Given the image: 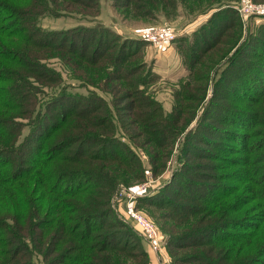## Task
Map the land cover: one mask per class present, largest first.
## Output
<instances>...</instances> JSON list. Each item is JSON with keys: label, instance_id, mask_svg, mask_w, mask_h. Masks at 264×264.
<instances>
[{"label": "trees", "instance_id": "1", "mask_svg": "<svg viewBox=\"0 0 264 264\" xmlns=\"http://www.w3.org/2000/svg\"><path fill=\"white\" fill-rule=\"evenodd\" d=\"M164 1L167 5L175 2ZM230 1L217 0L211 5L208 19L187 37L185 45L181 43L186 46L185 58L191 76L200 64V68L208 71L207 77L210 74L215 77L208 108L196 127L187 131L195 114L185 120L192 113L184 111L182 102L188 97L183 92L176 94L177 103L165 115L158 102L147 98L137 87L140 81L126 80L136 69L125 71L123 66L129 54L137 51L140 41L124 40L125 45L120 46L118 53L111 54V46L100 52L107 42L99 39L91 52L92 43L81 35L86 36L94 29H53L41 24L47 17L74 13L87 16L98 10L99 0H0V264H35L36 255L46 261L63 250L67 252L63 264H97L98 260L119 254L133 258L132 250L139 247L137 241L134 245L117 242L121 236L134 241L140 236L117 215L112 198L120 182L146 177L141 154L116 135L114 114L107 111L100 96L81 95L64 87L63 75L51 66V60L55 59L68 66L70 79L81 78L82 70L88 74L100 65L102 58L107 60L105 64L111 73L103 77L104 86L114 94L119 124L131 131L133 138L143 137L136 146L149 155L154 175L164 172L176 139L187 131L177 153L181 166L172 182L156 194L140 196L137 200L138 206L143 203L169 206L160 218L170 225L166 231L170 246L206 247L210 244L206 241L209 237L220 238L237 228L245 229L248 241L251 236L257 238V243L261 241L258 239L264 226V175L252 177L245 169L251 164L250 154L257 150L244 148L246 156L240 157L237 154L242 147H229L228 151L235 157L226 162V167L236 169L230 174L232 180H238L235 185L224 183L225 177L212 181L213 175L198 171L197 165L185 164L191 158L193 161L206 158L202 155L205 151L202 144L210 143L205 136L231 142H237L241 136L248 144L251 137L240 130L248 122L264 124L261 110L244 119L236 117L237 108L235 111L222 105L215 106L221 111L211 110L215 102L243 101L244 97L235 96L231 89L244 95L246 90L255 92L258 102L264 99V89L259 92L250 77L254 73L260 81L262 75L264 86V23L255 27V31H243L241 36L244 23ZM153 2L160 3L114 0L116 6L132 4L139 11L142 9L141 16L152 15ZM231 26L239 27L238 32L231 41L223 39ZM93 28L110 33L107 27ZM96 34L92 35L93 41H97ZM177 46L179 49L180 45ZM112 79H123L128 92L121 93L124 85H114ZM223 89H230L229 93H219ZM247 99L252 100L248 93ZM104 108L101 117L98 112ZM131 116L142 121V133L133 131V123L126 119ZM167 116H173L175 125L167 124ZM212 118L215 124L204 129L209 126H205L206 120ZM25 127L29 130L23 136ZM183 167L187 170H182ZM184 172L191 177L187 183L189 194H182V188L172 189L176 179L184 182L181 176ZM167 190L172 192L173 200L165 198ZM253 200L258 201L250 206ZM177 230L187 233L172 236ZM100 253L110 255L102 257ZM212 253L203 252L206 256ZM237 258L227 254L225 260L231 263ZM211 260L207 256L206 262Z\"/></svg>", "mask_w": 264, "mask_h": 264}, {"label": "rangeland", "instance_id": "2", "mask_svg": "<svg viewBox=\"0 0 264 264\" xmlns=\"http://www.w3.org/2000/svg\"><path fill=\"white\" fill-rule=\"evenodd\" d=\"M144 1L147 2L148 0ZM158 1H160L159 4H155L154 2L152 5L150 4L152 7L150 9L153 10L152 15L150 16H141L140 13L143 10L140 9L139 11L138 9H135L136 7H134L132 4L129 6H116L114 4V0H99L98 10L96 12L91 11V14L87 16L83 13H74L66 14V16L59 18L47 17L41 20V24L44 27L53 29H82V31L86 29H94L93 32H89L86 36L81 35V38L86 37L88 42L92 43V46L89 49L91 50V52L95 50V47H97L99 39H101L102 42H107V44H104L100 48V52L108 46H111V50H109V53L111 54L118 53L120 46L125 43L124 40L140 41L141 44H139L137 51L131 52V54H129V58L123 66L125 71L129 69H136L133 75L131 74V76H126V80H131L134 82L140 81L139 84L137 83V87L139 86L140 91L147 95V98L157 101L158 105L162 107V110L165 112V115L169 112H172L174 105L177 103L176 94L179 92H183L184 95L188 97V99H184L182 102L183 107H185L184 111H189L190 113H192L186 115L185 120L188 121L193 117V113L195 114L193 120L186 127V130L189 131L192 127H196L199 117L201 116L203 111L208 108V103L212 96L213 80L215 77H212L214 76L212 74H210V77H207L208 71L204 70L203 67L200 68V64L196 65V68L198 69L196 70L195 75L191 76V71L188 68V62L185 58L186 49L184 47L186 46H181V43L185 45L187 37H191L192 33L200 25H203L202 23L208 19L209 15H211L210 9L212 8L210 6L215 4L217 0H174V5H167L165 4L164 0H157V2ZM253 1L258 5H264V0ZM230 2L235 8H237L241 0H231ZM243 23L244 28L242 27L243 30L241 29V36L243 31L244 33H247L251 30L255 31V27L264 23V17H251L247 20L246 24L245 22ZM93 27H107L109 28L108 32L110 33H106L104 32V30L99 31V29ZM158 27L174 28L177 39L173 44L175 49H172V52H167V56L166 54H164L167 58L163 56L159 61L158 59L150 61L149 54L153 50L155 51V49L151 45L149 46V32L156 30V28ZM238 30L239 27L231 26L227 31H225V33L228 34L223 37V39H228L229 41H231L232 37L238 32ZM94 32L98 33L95 35L97 41H93L92 35L94 34ZM244 36H246V34ZM178 44L180 45L179 49L177 46ZM134 46L136 47V45ZM153 46L156 47L154 43ZM231 54L232 52L230 53V55ZM51 62V66L55 67L57 71H59L63 75L65 82L63 85H65V88H69L68 90L81 93V95H90L91 93H95L100 96L101 99H103L106 104L105 108L107 109V111L114 114L113 123H116L117 125L116 135L121 137L125 143H127L130 147L137 150L141 154L143 167L145 168L146 172V177L142 180L126 183L120 182L119 187L112 198V203L115 201V205L117 206V209L122 216H119L118 213L117 215L125 223H127L129 227L134 229L135 232H137V234L142 238L141 239L140 237H137V240L134 241L133 239L123 238V236H121V238L117 240L118 243H121L123 245H126L127 243H129V245H134L136 241L139 242V247L135 250H132L135 254V257L128 258L122 254H119L112 256V258L110 256L109 259L98 260L97 264H107V262L111 263V261L112 263H117L118 261L119 264H242V262H245L244 264H264V226L261 232V238L258 239H261V241L258 243L256 241L257 238L254 240L253 236H251L249 238L251 240L248 241L245 229L237 228L236 230H234L235 232H227L226 234L224 233L225 235H220V238L214 237L213 239L209 237L206 241H209L210 244L206 245V247L190 246L185 248H174L175 246L173 247L168 244V239L170 236H168L169 233H167L166 231H168L170 225L169 223H164L165 220L160 218L161 215L167 213L169 206L164 205L157 207L155 205L145 203L139 204L138 206V202L136 201L135 207L137 208V210L140 211L145 216V218L155 227L156 231L159 233V237L162 238V242L160 243L161 253L158 252L160 258L156 259L154 253L150 249L148 241L139 234L138 228L140 225L130 217V214L128 212V203L130 199L129 191H146L147 188H149V191L151 189H155L156 192L153 194H156L159 190L162 189V187L172 182L176 171L181 166L178 163L177 153L187 131L183 135H181L180 138L176 139L173 146L172 157L168 160L167 167L164 172L162 174L154 175L152 164L149 160V155L145 154L141 148L139 149L136 146L141 143L143 137L133 138L130 135L131 131L123 129V127H121V125L119 124L116 107L113 102L115 98L113 96L114 94L104 86L103 77L108 73H111L110 68H108V65L105 64L107 63V60L105 58H102L99 62V64L102 66L98 65L94 71L90 70L89 72L91 73L87 71L88 74H86L82 70V79L68 78V66L66 67L65 65H62L57 59L51 60ZM143 62L146 63V65L143 64ZM141 63L143 64L142 66ZM221 64L222 63H220L216 68H218ZM148 71H151V73H149ZM78 73L81 72L79 71ZM110 75L111 74H109V76ZM250 77L253 81H255V85H258L257 89L259 90V92L262 91V89H264V86L261 83L263 76L259 75L260 81L256 79L257 77L254 73L250 74ZM123 81V79L111 80L114 85L123 84ZM208 82L210 83V85L208 84ZM124 86L121 89V93L128 92V87ZM229 88H233V85L230 84ZM45 90L47 91L48 88H46ZM228 90L223 89L220 90L219 93H221L222 91L224 95H227V93H229L227 92ZM230 91L237 97H244L243 101L233 103L230 100H225L223 101L225 103L221 104L215 102L211 107L212 112L215 110L221 111L220 108L215 106L223 105V107L226 108H235V111L237 108L236 117H238V119H244L246 117L249 118L250 116L259 112V110H261L260 112L262 114V121L264 123V106L262 105V101H264V99H261V101L258 102V95L252 91L247 92L248 90L245 91L246 95L241 93L239 90L231 89ZM247 93L248 97L251 96L252 100L247 99ZM39 96L40 98L43 97L42 93L39 94ZM226 103H228L229 105ZM105 108L100 111V113L98 112L101 117H103V115L101 114L106 111ZM152 109L153 108H151L150 110ZM239 109L243 111L241 112ZM223 112L226 111L223 109ZM125 114L127 115V112ZM167 118V124L173 123L175 125L173 116H167ZM126 119L130 121V123H133L132 126L135 129L133 130L134 132L142 133V121H140L137 117H127ZM214 121L215 120L213 118L206 120L205 126H209L204 127V129L211 128L215 124ZM241 121L242 123H244L243 120ZM28 130V127H25L23 129V136L28 133ZM240 131L241 133H247V135L251 137L248 144L245 138L241 136L238 137L237 142H231L225 138L205 136L208 139V143L212 144L213 146V148H211L210 144H202L203 148L205 149L202 155H205L206 158H199V160L196 159L194 161L191 158L190 160H186L185 164H187V166L189 167L197 165V168H199L198 171L207 175H213L214 180L212 181H219L220 177H225L226 180L224 183L235 185L237 183L236 181L238 180H232L230 178V174L236 169L231 168V166L226 167V162L230 158L235 157L228 151V149L229 147H234L236 145L235 147L237 148L242 147L241 153L239 152V154H237L240 157L246 156L244 148L257 150L250 154V156L253 158L251 164L246 166L245 169L248 171V173L253 174L252 177H262V175H264V124H252L251 122H248V126ZM254 143L256 145V148H253ZM182 170L187 169L183 167ZM181 176L184 182H180L182 181L181 178L176 179V184L172 189L182 188V194H189L187 183L188 181H191V177L188 172H184ZM206 184L207 183H205L204 185ZM141 193H139L137 200L141 196ZM166 197H170V200H173L175 198L170 190L166 191L165 198ZM257 201L258 200H253L252 202H250V206L255 205ZM115 205L113 204V208ZM256 211L259 212V210ZM113 226L114 228H119V226ZM184 231L185 230H177V233L174 232L172 236L175 237L187 233ZM209 250L213 251V253L207 256L212 260L206 262L207 256L204 255L203 252H208ZM144 253L146 254L145 256ZM66 254L67 252L65 250H63L62 252H55V254H53L46 261L43 260L41 255H36L35 264H63L64 262L62 258H64L63 256ZM227 254L233 256V258L238 256V258L235 260L232 259L231 263H228L226 262L227 260H225ZM105 255L110 254L100 253V256L102 257ZM199 257H201L202 259Z\"/></svg>", "mask_w": 264, "mask_h": 264}, {"label": "built area", "instance_id": "3", "mask_svg": "<svg viewBox=\"0 0 264 264\" xmlns=\"http://www.w3.org/2000/svg\"><path fill=\"white\" fill-rule=\"evenodd\" d=\"M240 14V17L245 24L247 20L251 17H264V5H258L253 0H241L240 4H238L236 8ZM176 39V34L174 28L171 27H158L156 30L149 32L148 41L158 45L160 48L165 49V47L171 43H174ZM142 192V193H141ZM155 189L147 188L144 190H130L129 195V203H128V212L130 217L134 219L140 226L138 228L139 234L148 241L150 245V249L157 256H160L158 252L161 253V245L162 238L159 237V233L156 231L155 227L145 218V216L137 210L135 207L137 198L139 193L141 196L151 195L155 193ZM115 205V201L113 202ZM114 209L120 216L117 206H114ZM122 216V215H121ZM147 232V233H146Z\"/></svg>", "mask_w": 264, "mask_h": 264}, {"label": "crops", "instance_id": "4", "mask_svg": "<svg viewBox=\"0 0 264 264\" xmlns=\"http://www.w3.org/2000/svg\"><path fill=\"white\" fill-rule=\"evenodd\" d=\"M150 41H148V43H149ZM173 44L174 43H171V44H169V45H167L166 47H165V49H163V52H162V48H160L158 45H156V47L155 46H153V43L152 42H150L149 43V46L151 45L152 47H154V49H155V51L153 50L150 54H149V58H150V61L152 60H156V59H158V61L160 60V58L161 57H163V56H165L164 54H166L167 52H172L171 50L172 49H175V47L173 46ZM163 53V54H162ZM166 56H167V54H166ZM165 56V57H166ZM167 58V57H166ZM154 255H155V257H156V259H159L160 258V256H157L155 253H154Z\"/></svg>", "mask_w": 264, "mask_h": 264}, {"label": "water", "instance_id": "5", "mask_svg": "<svg viewBox=\"0 0 264 264\" xmlns=\"http://www.w3.org/2000/svg\"><path fill=\"white\" fill-rule=\"evenodd\" d=\"M213 91V90H212Z\"/></svg>", "mask_w": 264, "mask_h": 264}]
</instances>
